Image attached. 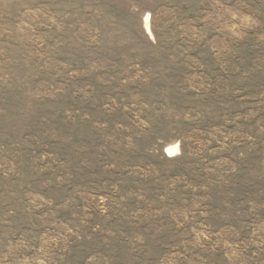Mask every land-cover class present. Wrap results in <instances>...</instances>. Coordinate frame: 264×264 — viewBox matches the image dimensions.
I'll return each instance as SVG.
<instances>
[{
	"label": "rangeland",
	"instance_id": "obj_1",
	"mask_svg": "<svg viewBox=\"0 0 264 264\" xmlns=\"http://www.w3.org/2000/svg\"><path fill=\"white\" fill-rule=\"evenodd\" d=\"M0 264H264V0H0Z\"/></svg>",
	"mask_w": 264,
	"mask_h": 264
},
{
	"label": "bare ground",
	"instance_id": "obj_2",
	"mask_svg": "<svg viewBox=\"0 0 264 264\" xmlns=\"http://www.w3.org/2000/svg\"><path fill=\"white\" fill-rule=\"evenodd\" d=\"M147 20V19H146ZM172 149H173V151H175L176 150V147H172Z\"/></svg>",
	"mask_w": 264,
	"mask_h": 264
}]
</instances>
